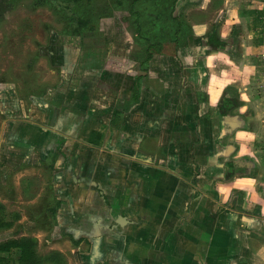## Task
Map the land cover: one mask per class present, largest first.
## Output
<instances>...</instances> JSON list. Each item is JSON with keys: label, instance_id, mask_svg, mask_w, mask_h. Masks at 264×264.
Listing matches in <instances>:
<instances>
[{"label": "crops", "instance_id": "1", "mask_svg": "<svg viewBox=\"0 0 264 264\" xmlns=\"http://www.w3.org/2000/svg\"><path fill=\"white\" fill-rule=\"evenodd\" d=\"M175 14L187 34L147 64L132 39L97 49L78 36L49 55L58 85L0 91L2 180L39 252L264 264V0H179ZM213 31L225 49L204 44Z\"/></svg>", "mask_w": 264, "mask_h": 264}, {"label": "rangeland", "instance_id": "2", "mask_svg": "<svg viewBox=\"0 0 264 264\" xmlns=\"http://www.w3.org/2000/svg\"><path fill=\"white\" fill-rule=\"evenodd\" d=\"M134 2L133 11L137 12L131 11ZM148 5L145 0H0V91L11 88L25 100L30 95L38 96L48 87L58 85L61 72L57 66H52L49 55L54 54V59L59 60L64 49L78 48L77 44L72 45L74 41H79L77 36H72V30L80 28V19L89 20L79 37L84 39L81 42L84 48L86 45L97 49L114 48L122 43L119 39H132L133 58L145 60L148 42L145 36L141 40L136 37L135 23L137 21L144 28L148 27L144 34L154 36V33L148 32L151 29ZM157 50L153 48L154 53ZM3 120L4 115L0 113V134ZM11 181L12 175L2 180L0 170V202L6 208L4 217L7 223L12 225L0 230V243L21 234L33 237L36 233L29 228L28 222H20L22 209L14 205L16 201L12 199ZM4 196L10 198L7 203ZM42 225L50 224L43 222ZM40 251L41 255L50 253L46 249ZM9 257L11 264H19L18 251L14 250Z\"/></svg>", "mask_w": 264, "mask_h": 264}, {"label": "trees", "instance_id": "3", "mask_svg": "<svg viewBox=\"0 0 264 264\" xmlns=\"http://www.w3.org/2000/svg\"><path fill=\"white\" fill-rule=\"evenodd\" d=\"M149 3L147 11L149 13V27L148 32L154 33L153 37L146 34L148 27L144 28L141 23H135L136 37L140 40L145 36V40L148 42L147 55L142 64H147L153 57V48H157V51H161L164 44L167 42L175 43L179 45L182 35L187 34V27L185 26V20L183 17L176 15V6L179 0H145ZM136 3L134 2L131 7V11L134 10ZM158 8V9H157ZM137 12V11H133ZM139 15V14H137ZM80 28L72 30V36H82V30L85 26H88V19L79 20ZM92 30L93 27L90 26ZM145 30V31H144ZM208 41L204 44L213 50L225 49L228 43L222 40L216 35V32H209L207 34ZM222 113L231 111L232 107L229 105V99H223L219 106ZM5 205L0 202V230L4 228H10L12 225L7 223L5 215ZM7 212V211H6ZM55 211H53L54 213ZM39 241L35 237L31 236H18L17 238L9 239L0 243V264H11L12 260L9 257L14 250L19 253V264H66L65 257L57 251H52L48 255H41L38 252Z\"/></svg>", "mask_w": 264, "mask_h": 264}]
</instances>
